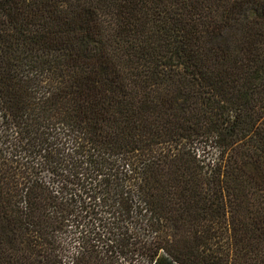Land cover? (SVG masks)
<instances>
[{
    "label": "trees",
    "instance_id": "obj_1",
    "mask_svg": "<svg viewBox=\"0 0 264 264\" xmlns=\"http://www.w3.org/2000/svg\"><path fill=\"white\" fill-rule=\"evenodd\" d=\"M142 261L264 264V0H0V264Z\"/></svg>",
    "mask_w": 264,
    "mask_h": 264
},
{
    "label": "rangeland",
    "instance_id": "obj_2",
    "mask_svg": "<svg viewBox=\"0 0 264 264\" xmlns=\"http://www.w3.org/2000/svg\"><path fill=\"white\" fill-rule=\"evenodd\" d=\"M94 219H95L94 220L95 230L92 232H128L125 229H120V231H118L116 229L111 230L109 227L113 226L112 224L114 221L109 216H106L105 213H100L99 215L95 216ZM94 227H91V228L94 229ZM73 232H75V230H73ZM89 232H91V231H89ZM161 254H163V253H161ZM130 264H132V263H130ZM140 264H147V262L142 261Z\"/></svg>",
    "mask_w": 264,
    "mask_h": 264
}]
</instances>
